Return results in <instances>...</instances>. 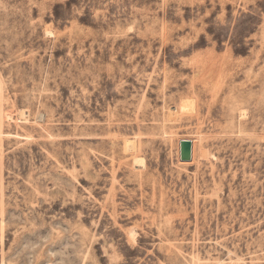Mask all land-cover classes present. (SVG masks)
Listing matches in <instances>:
<instances>
[{
    "label": "rangeland",
    "instance_id": "1",
    "mask_svg": "<svg viewBox=\"0 0 264 264\" xmlns=\"http://www.w3.org/2000/svg\"><path fill=\"white\" fill-rule=\"evenodd\" d=\"M0 264H264V0H0Z\"/></svg>",
    "mask_w": 264,
    "mask_h": 264
},
{
    "label": "water",
    "instance_id": "2",
    "mask_svg": "<svg viewBox=\"0 0 264 264\" xmlns=\"http://www.w3.org/2000/svg\"><path fill=\"white\" fill-rule=\"evenodd\" d=\"M193 156V143L188 140L180 142V160L183 163L191 162Z\"/></svg>",
    "mask_w": 264,
    "mask_h": 264
}]
</instances>
